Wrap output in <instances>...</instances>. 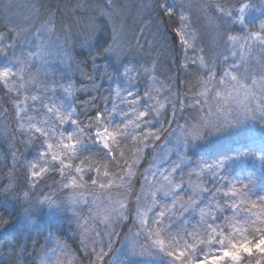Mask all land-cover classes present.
Returning <instances> with one entry per match:
<instances>
[{
    "label": "snow or ice",
    "instance_id": "6c2138e0",
    "mask_svg": "<svg viewBox=\"0 0 264 264\" xmlns=\"http://www.w3.org/2000/svg\"><path fill=\"white\" fill-rule=\"evenodd\" d=\"M109 5L110 10L102 14L112 23L114 38L112 44L99 54L112 53L120 60L124 55L121 39L127 37L124 23L128 9L112 0H109ZM134 7L140 23L150 20L153 12L157 13L158 20L164 16L173 20L175 26L171 32L184 52V67H199L203 70L200 90L191 98L186 96L181 102L180 111L190 115V120H186L184 126L179 125V119L184 117H177L174 103L170 114L161 112L163 105L155 101L159 90L147 83L149 78L156 82L154 69L151 68L129 69L125 66L123 75L131 87L128 90L118 88L115 91V103L108 99L106 104L102 102L100 105H96L95 99L84 104L76 103L77 90L70 82L67 86L50 87L46 81L39 80L32 71L37 57L46 63L49 56L59 55L63 62H67L62 49L60 53H54L51 47L45 45L51 39L52 17L55 13L43 4L39 7L33 5V12L37 19L47 15L45 24L37 27L35 20H32L31 28H26L9 20L0 25V56L7 61V64L0 66V88L5 92L4 104L11 110L13 124L11 130L7 125L0 126V135H5L12 142V159L23 170V188L26 189L23 199L28 206L26 211L38 209L42 205L62 206L71 211L80 232L85 236L81 244L86 249L90 247L86 253L89 264H115V253L120 252V249L113 247V238L120 235L118 228L127 227L128 224L131 227L128 228L124 249L132 256L159 257L166 259L169 264H264V189H258L252 179L247 184L240 182L239 186L230 183L231 157L197 165L199 171L187 173V181L183 175L191 161L186 149L194 142L249 125L264 129V22L255 31L248 28L246 18L253 8L250 0H237V3L222 0L211 5L218 14L212 19L218 43L224 51L221 53L222 58H210L205 62L197 52L200 40L190 31L191 25L184 15L187 9L183 5L177 4L175 0L171 4L169 0H151V3L144 0V3ZM154 23L151 21L146 24L144 31ZM236 24L241 26L239 33H234L231 27ZM127 39L126 47L139 50V42L132 43L135 36ZM33 40L37 43L32 51L22 49L17 55V48L31 44ZM188 52L194 55L189 57ZM134 71L136 77L128 79ZM44 75H47L46 71ZM140 77L145 81L142 92L136 90ZM87 79L88 86L79 91H99L101 85L96 79L91 76ZM31 92L39 94L33 95ZM58 92L74 101L69 110L49 107L45 103V100L52 102L51 97ZM37 104L40 108H34ZM61 108L64 114L59 120H45L41 126H37L41 122L33 116L34 111L36 116L40 115L41 109L55 115ZM78 108L82 110L78 112ZM8 109L0 104V112L6 118ZM169 115L172 119H168ZM82 116L84 119H81ZM166 122L176 127H165ZM53 123L55 127H51ZM62 126L66 127L60 131ZM164 134H167L164 137L165 150L160 156L153 155L151 163L155 164L157 159L161 163L167 160L172 166L164 171L146 169L141 194L136 195L135 201L129 200L134 170L147 150L155 152V146ZM90 142L106 150L104 156L114 167L120 166L123 160V167L116 174L119 183L116 177L107 172L101 182L99 168L81 154V147ZM129 142L134 144L131 163L125 159V152L122 151ZM30 145L34 148L40 146L36 162L26 158L17 159V154L24 157L21 148L27 149ZM41 148L44 150L41 151ZM170 155L175 156L174 161L169 159ZM240 156H250L264 168V151H245ZM77 160L80 163L76 166L66 163ZM12 172L15 174V168ZM51 172L60 173L63 183L48 185V179L52 178ZM93 173L96 174L95 178ZM193 176L201 183H193ZM89 182L92 187L99 185L115 190L121 197H109L105 201L106 241H97L95 237L101 233L94 229L91 233L89 231L99 217V209L96 217L89 215L84 219L80 215L89 203H96L94 192H90L93 197L90 200L80 191ZM203 184L208 186L203 187ZM61 187L72 195L57 202L53 199L54 188ZM145 188L147 197L143 194ZM20 192V186L11 179L0 184V198L7 199ZM15 198L19 200L21 197L17 195ZM146 200L151 203H145ZM132 208H135L134 215ZM148 213H151V217ZM192 219H195V225ZM8 224L9 220L0 216V229H5ZM64 250L72 257L69 264H82L70 248ZM42 251L44 258H41V264H45L47 250ZM23 257V250L15 253L17 264Z\"/></svg>",
    "mask_w": 264,
    "mask_h": 264
},
{
    "label": "rangeland",
    "instance_id": "374dc122",
    "mask_svg": "<svg viewBox=\"0 0 264 264\" xmlns=\"http://www.w3.org/2000/svg\"><path fill=\"white\" fill-rule=\"evenodd\" d=\"M59 2L60 0H54V3L56 5H58ZM64 2L67 3V6H63L62 9H66L67 7L68 8L65 10L64 13L61 12L62 14L57 13L54 7L51 8L49 6H45L51 9L53 13H55V15L52 17L53 24L52 32L50 33L51 39L47 40L45 42V45L46 47H51L54 53H60L62 49V54L67 57V62H63L59 55L49 56L47 58L46 63L41 58L37 57L33 64L32 70L33 74L36 75L39 80L46 81L50 87L68 85L67 83L65 84V82L63 81L67 78V75L72 72V52L76 49H84L87 51H91V46L93 42L98 38L99 32L102 28H108L110 30V33L112 35L111 41H113L114 38V33L112 31V23L108 20L106 16L102 14L103 12L110 10L109 0H64ZM112 2L123 5L128 9V16L124 23V31L127 33V37L135 36V39L132 41V43L135 44L139 42L140 48L139 50H133L131 47H126L128 45V39L127 37H125L121 39V48L124 49V55L121 56L120 60H117L114 54L106 53L102 61L103 63L97 64V67L94 70L95 72L103 70V68L106 67L104 66L105 64L107 66L113 65L116 69L115 75L114 77H112V74L110 76V82L112 84L110 82H107L108 87H104V85H101L99 91H94L93 94H96L97 92H109V95L112 97V101L115 103L117 101L115 91L118 88H121L122 90H128L131 87L127 84L126 77H124L123 75L125 66H127L129 69H139L141 67L154 69L153 76L155 77L156 82L154 83L152 78H149L147 83L150 87L159 90V95L155 97V101L163 105V107L160 109L161 112L169 114L172 112V104L174 103L177 109V117H180L181 115L184 117L182 119H179V125L184 126L185 121L187 119L190 120V115L188 112L182 113L180 111L181 102L184 101L185 97L181 90H179L180 87L174 84V82L176 81L174 72L177 73L179 71V67L180 69L186 68L184 67L186 63L184 56L181 59L177 57H172L169 58L168 61H165L168 63V68L172 71V75L168 72L165 73L164 71H159L155 69L156 67H158L159 64H161V61L164 58V55L160 53V51L153 49L155 46L158 47L159 45L161 47H164L165 45L163 41V33L165 30H167V28L163 23V18L159 20L156 19L157 13L153 12L150 20H145L144 23H140L137 19V10L134 6L144 3V0H112ZM173 2L174 0H169L170 4ZM175 2L179 5L189 6L185 8L187 10H189L190 8L191 10H203V12L195 11L199 15H202L205 12L208 13L205 22L206 30L203 32L206 35L205 38H207L209 49L211 50V52L207 55H204L203 51H200L199 49L197 50V52L199 56H202L204 58L205 62H208L210 58H222L221 53H223L224 49L218 43L217 33L214 30V23L212 19L218 14L214 11L212 7H210L211 5H215L216 3L222 2V0H175ZM250 2L252 3L253 8L250 10L248 17L246 18V23L248 24L249 29L255 31L258 25L261 22H264V0H250ZM149 3H151V0H149ZM232 3H237V0H232ZM41 4L42 0H6V3L5 5H3V8L5 11L9 10L8 12L11 14V16L9 17L11 18L13 24L19 25L21 27L31 28L32 20H35L37 27L40 24H45L47 22V15L39 19L34 16L33 5L39 7ZM77 5H79V7H77ZM198 14H196V17L199 19L201 16H199ZM151 21L155 22L154 25L149 27L147 31H144L145 25L151 23ZM218 22L219 21H216V23ZM231 27L233 28L234 33H239L241 31V26L238 24L232 25ZM189 39L191 40V37H189ZM36 43L37 41L33 40V43L31 44L21 45L16 50L17 55H20L22 49L32 51ZM147 52H150V55H153L152 59L151 57L148 59L144 57ZM187 55L189 57L193 56V54L190 55L189 52L187 53ZM4 64H7V61L4 57L0 56V66H3ZM41 65H44V67H41ZM101 65H103L104 67H100ZM45 71L47 73L46 76L44 75ZM158 72L159 74H157ZM103 75L107 76L108 78V73H104L103 71ZM134 77H136L135 71L132 72V76L128 79H133ZM97 83L100 84V81ZM144 87L145 81L143 77H140V84L139 86H137L136 90L142 92ZM199 90L200 87L197 91ZM2 93L5 95L3 88H0L1 100L3 97ZM30 94L36 95L39 93L31 92ZM121 94L123 95V91L121 92ZM51 99L52 102L49 100H45V103L48 104L49 107H62L65 111L71 108L70 102L72 99L64 97L61 92L54 94ZM0 104L3 103L0 101ZM3 106L4 108L6 107L5 109H8L7 104H4ZM34 108H40V106L37 104L34 106ZM62 108L59 112L56 113V115L59 113H61V115L64 114ZM8 113L10 114V109H8ZM32 114L37 121L41 122L37 124L38 127L41 126L43 121L45 120L50 119L54 122V120H59L60 117V115L56 117L52 113H48L43 109L40 110L39 116L35 115V111ZM169 116L170 119H172L171 115ZM187 116H189V118ZM2 125H7L9 130H11L13 127L11 121L8 120V118H6L2 112H0V126ZM53 125L54 124H52L51 127H53ZM71 127L69 128L71 129ZM170 127H176V125L172 124ZM0 131H2V128H0ZM60 131H63V129H61ZM177 134L179 133L177 132ZM57 135H59V133H57ZM166 135L167 134L162 135L161 140L155 146V152H151L150 156H148V159L146 158L145 160L143 158L138 164L137 168L134 170L135 176L133 178L131 187L132 195L129 197V200L135 201L136 195L141 194L142 186L144 185L143 174H146V169L151 168L152 171H156L157 169H159L160 171H164L165 169H168L172 166L167 160L161 163V161L157 159L155 164L151 163L153 155L160 156L165 150L166 140L164 137ZM13 140H15V138H13ZM11 143L12 142L9 141V149H11ZM244 143H247L248 145H260L264 147V129H261L259 126L253 127L249 125L238 129H230L218 135L210 136L205 140L194 142L186 149L187 154L191 156V161L190 167H185V171L183 173L184 179L186 181L188 180L187 173L193 170L197 172L199 171L197 164H195V162L193 161L194 157L197 154L201 152L212 153L213 151L221 147L239 146L240 144ZM167 146L171 147V145ZM31 148L33 147L30 145L27 150H30ZM38 150L36 151V158L33 162H36V159L39 154ZM40 150L43 151L44 149L41 148ZM169 159L174 161L175 156L170 155ZM248 162H250V165H247ZM66 163H72V161H66ZM231 165L235 171L243 169L247 166L254 167V169L258 171H263L264 169L256 160H254L250 156L231 159ZM51 173H56L58 175L60 183H63L62 175L60 173ZM85 177L86 178L84 179L87 180V176ZM149 179H151V177H149ZM101 182H103V177H101ZM117 182L119 183V181ZM192 182L201 183V181L197 180L195 176L192 177ZM207 186V184H203V187ZM80 191L83 193V196L85 198H89L90 200L93 199V197L90 196V192L95 193L96 203H89L87 208L82 213H80V215H82L84 219H87L89 215L96 217L97 210L99 209V217L97 221L90 226L89 231L91 233V231L94 229L96 232L101 233L100 236L95 237L97 241L101 239L106 241L108 237L106 235L107 229L104 224L103 211L104 207L107 206L105 201L109 197L114 199H120L121 197L118 196L115 190L101 188L99 185L92 187L91 184H88L86 185L85 189H81ZM54 193L55 194L53 196V199L55 200V197H57V202L72 195L70 191H66L62 187L54 191ZM143 194L145 195V197H147L148 191L146 188L144 189ZM145 203L150 204L151 202L150 200H146ZM43 206L45 205H42L39 209L44 211L46 210L44 214H37L38 209L36 210V208H34L28 211V214L25 217H27L28 215V218L36 219H41V217L43 219L45 217L46 220L50 221L51 223L60 222L61 219L65 217L64 219H67L68 221L73 220L74 223L76 222L75 217L71 213V211L67 210L62 206L49 207L47 205V209ZM132 213L133 215L135 214V208H132ZM148 215L149 217H151V213H148ZM192 223L193 225H195V219H192ZM130 227L131 224H128L127 227L118 228L117 231L120 233V235L113 238V247L120 249V252L115 253V264H169L166 259H161L159 257L150 258L139 256L136 257L130 255L127 250L124 249V245L127 243L126 235L128 234V228ZM27 228L32 229L33 227L30 224L27 226ZM59 250L60 246L58 245L54 246L52 250H47L45 264H54L55 260L58 263ZM41 258H44V254L41 255L38 264H41Z\"/></svg>",
    "mask_w": 264,
    "mask_h": 264
},
{
    "label": "trees",
    "instance_id": "16d2710c",
    "mask_svg": "<svg viewBox=\"0 0 264 264\" xmlns=\"http://www.w3.org/2000/svg\"><path fill=\"white\" fill-rule=\"evenodd\" d=\"M5 3L6 0H0V25L3 23H8V21L11 20L9 17L11 16V14L8 12L9 10L5 11L3 8ZM42 4L51 8L54 7L56 12L60 14L64 13L68 8L62 9L63 6H67V3L64 2V0H60L58 5L54 3V0H42ZM187 7L189 6L183 5L184 9ZM195 11L203 12V10H191L190 8L189 10L185 11L184 15L188 18L189 24L191 25L190 31L194 32L197 38L200 40V49H203L204 55H207L211 52V50L209 49V44L203 31L206 30L205 22L208 13L204 11L205 13L199 15ZM196 14L201 17L198 19ZM162 18L163 23L167 28V30H165L163 33V41L165 45L164 47L159 45L158 47L153 46V49L160 51V53L164 55V58L162 59L161 64H159L155 69L171 74L172 71L168 68V63L165 61H168L169 58L172 57L181 59L184 56V52L180 49L179 42L175 41V38L171 32V28L175 26L174 21L166 16ZM111 36L112 35L108 28H102L99 32L98 38L91 46V51L76 49L72 52V72L67 75V78L64 79L63 82H65V84H69L70 82L75 86V89L77 90L75 92L76 103L84 104L85 101L95 99L96 105H100L102 102L106 104L108 99L112 100L109 92H97L96 94H93L94 91H79V89L88 86V76L94 77L96 82L100 81V85H104V87H108L107 82H110L111 74L112 77H114L116 69L113 65L107 66L105 64L104 66L106 67L103 68V70H99L97 72L94 70L97 67V64L103 63L102 61L106 53L103 55H100L99 53H102L104 48L111 44ZM150 54V52H147L144 57H146V59L151 57L152 59L153 55ZM189 54L191 55L193 53L189 52ZM104 66L101 65L100 67ZM178 70L179 71L177 73L174 72V76L176 78L174 84L180 87L179 90H181V92L184 94V97L193 96L199 89V85L203 77L202 70L199 67H187L185 69H180L179 67ZM103 71L104 73H108V78L107 76L103 75ZM157 74H159V72ZM2 96L4 97L5 95L2 93ZM3 97L2 100L0 99V101L4 105ZM73 103L74 101L71 100L70 107H72ZM81 110L82 109L80 108L77 109L78 112ZM94 110L95 106L93 108V111ZM58 115L61 116V113L57 115L55 114L56 117H58ZM187 117L189 118V116ZM7 118L11 121V110ZM81 119H84V117L82 116ZM168 119H170V116H168ZM116 122L118 123L119 120L117 119ZM85 123H87V121H85ZM53 124V127H55V123ZM64 127L66 126H62L61 129L64 130ZM69 127H71V125ZM165 127H170L167 122L165 123ZM39 148V145H37L35 148H31L30 150H27L28 148H21V151L24 153V157H20L19 154H17V159L26 158L27 160L31 159L33 162L36 158V151ZM11 151L12 150L9 149V140L5 135H0V184H4L9 179H11L14 184L19 185L21 188L20 193H14L7 199L0 198V216H4L9 220V224L6 226V228L0 229V264H17L15 253L19 252L20 250H23L24 257L19 261V264H38L41 255L44 254V251L42 250H52L53 247L57 245L60 246L61 251L59 250L58 263L55 260L56 264H69V262L72 260V257L69 256L64 250L66 247L70 248L75 256L79 257L82 264H89L86 253L90 251V247L86 249L81 244V241L84 239V235L80 232L78 225L75 224L76 222L74 223L73 220L68 221L67 219H64L65 217L61 219L60 222L56 223L47 221L45 217V219H42V217L41 219L28 218L29 215L25 217L28 214V211H26L28 206L23 199V192L26 191V189L23 188V170L12 159ZM105 151L106 150L103 149L101 145L91 142L81 147V154L86 155L88 160L99 168L100 177H104V173L107 172L110 176L116 177L117 181H119L116 174L120 172L124 162L121 160L120 166L114 167L113 164L105 158ZM122 151L125 152V159L131 163V160L134 158L132 156V152L134 151L133 142L126 144ZM245 151H264V147L260 145H248L247 143L240 144L239 146L221 147L212 153L201 152L194 157L193 161L197 165H202L203 162H214L226 157H231L234 159L241 157L240 154ZM149 152H151V149L146 151L144 156L145 160L146 158L148 159V156H150V154H148ZM117 158L119 159V157ZM72 163L74 166H76L79 165L80 161H72ZM247 165H250V162H248ZM13 168L16 170L15 174L12 172ZM238 171H235L231 167V175L228 177L230 183H235L237 186H239L240 182L247 184L249 183V179H252L256 182L258 189H264V169L263 171H258L254 169V167L247 166L243 169H239ZM95 175L96 174L93 173V176ZM51 176L52 178L48 179V185L61 184L56 173H51ZM88 184H90V182ZM57 189L60 188H54V191ZM17 195L21 197L19 200L15 198ZM56 199L57 197H55V200ZM217 199L219 200L220 197H217ZM43 207L47 209V205ZM45 211L38 208L37 214H44ZM228 215L231 214L229 213ZM27 224H31L33 228L28 229Z\"/></svg>",
    "mask_w": 264,
    "mask_h": 264
}]
</instances>
